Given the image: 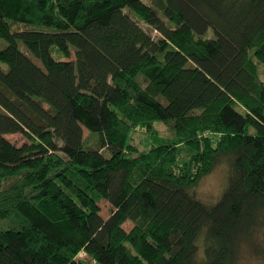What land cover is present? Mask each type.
<instances>
[{
	"label": "trees",
	"instance_id": "obj_1",
	"mask_svg": "<svg viewBox=\"0 0 264 264\" xmlns=\"http://www.w3.org/2000/svg\"><path fill=\"white\" fill-rule=\"evenodd\" d=\"M0 38V264H240L264 218V0H0Z\"/></svg>",
	"mask_w": 264,
	"mask_h": 264
},
{
	"label": "rangeland",
	"instance_id": "obj_2",
	"mask_svg": "<svg viewBox=\"0 0 264 264\" xmlns=\"http://www.w3.org/2000/svg\"><path fill=\"white\" fill-rule=\"evenodd\" d=\"M11 30H44V31H55L54 26H47L42 24H30L22 23L16 21H10ZM144 28L153 36H158L159 32L154 30L147 23L141 21ZM206 36H214L212 28H209L206 32ZM7 45V41L0 38V49ZM20 47L25 48L23 43L20 42ZM4 70H8V65L6 63H0ZM262 77L264 78V67H261ZM160 128V133L165 135L164 126L158 124ZM97 134L89 132V130L84 129V138L86 144H92L95 141ZM13 143L21 144L26 138L19 133L10 134L7 136ZM133 143L137 145L140 149H146L147 144L144 142V137L140 133H136L133 138ZM108 154V152H106ZM227 167L224 164L215 167L209 174L205 175L198 183L196 187L197 196L206 203L215 202L220 194L222 193L224 186L226 184ZM101 214L103 217H107L110 213L111 206L105 201H100ZM127 225V224H126ZM129 227V224L127 225ZM240 264H264V218L261 224L256 228L253 234L252 245H246L241 249L240 254Z\"/></svg>",
	"mask_w": 264,
	"mask_h": 264
}]
</instances>
